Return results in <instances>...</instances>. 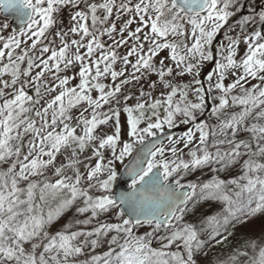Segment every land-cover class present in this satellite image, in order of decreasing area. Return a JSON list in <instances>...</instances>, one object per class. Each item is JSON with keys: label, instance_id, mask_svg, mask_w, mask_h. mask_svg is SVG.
<instances>
[{"label": "snow or ice", "instance_id": "obj_1", "mask_svg": "<svg viewBox=\"0 0 264 264\" xmlns=\"http://www.w3.org/2000/svg\"><path fill=\"white\" fill-rule=\"evenodd\" d=\"M0 10L24 25H0V264H264V0ZM117 162L131 181L118 194Z\"/></svg>", "mask_w": 264, "mask_h": 264}, {"label": "rangeland", "instance_id": "obj_2", "mask_svg": "<svg viewBox=\"0 0 264 264\" xmlns=\"http://www.w3.org/2000/svg\"><path fill=\"white\" fill-rule=\"evenodd\" d=\"M118 2H119V0H118ZM256 5H257V10H259L260 9V0H256ZM249 8L246 6L243 10H242V14L243 15H247V14H249ZM241 16V12H237V15L235 16V17H233V18H231L230 19V21H229V23H234V21L236 20V19H238L239 17ZM63 21H64V24L65 25H67V22H68V14H67V12H65V14H64V16H63ZM4 23H7L8 24V22L6 21V20H3L2 19V16H1V10H0V25H3ZM118 27H119V24H118ZM132 28H135L136 27V25L135 24H133L132 26H131ZM227 27V26H226ZM13 33V31L9 28V26H8V28L7 29H3V32H2V34L4 35V36H8V35H11ZM222 37H223V29L221 30V33L218 35V37L217 38H219L218 39V41L220 40V39H222ZM180 38L179 37H177V40H179ZM102 40H104V41H106L107 43H110L111 41H108V38L107 37H102ZM215 42V41H214ZM29 43H30V41H29ZM244 45L243 44H241L240 45V49H239V54L240 55H243V49H244ZM120 51L121 52H123L124 51V49L122 48V49H120ZM167 51L168 50H165L164 52H162L161 53V55H165L166 53H167ZM134 59V58H133ZM116 67L117 68H119L120 67V65H119V63L116 65ZM207 67V66H206ZM65 73L64 72H61V75H64ZM68 74L69 75H71V74H73L72 73V70H69V72H68ZM137 75H138V73H137ZM46 77H47V74H46ZM153 79H155V76H153L152 77ZM201 79L202 78H204L203 77V72L201 73V77H200ZM231 79H232V77L231 76H229L228 77V79L225 81L226 83H228V82H230L231 81ZM191 80V77L190 76H184V77H182V78H180V81L182 82V83H184V82H188V81H190ZM105 83H108L109 81H104ZM71 83L72 84H74V83H76V81H71ZM251 83H253V84H255V83H257V81H255V80H253ZM129 87H131V86H129ZM134 90V89H133ZM53 95H55V93H53ZM95 95V94H94ZM189 98L190 99H192L193 97L191 96V94H190V96H189ZM177 99H179V97H177ZM78 111V109H73L72 110V114H75L76 112ZM198 119H203V117H198ZM209 124H216V123H218V121L214 118V117H210L209 118ZM189 127H192V125H185V124H179V126L178 127H174L173 129H170V130H176V129H187V128H189ZM79 131V130H78ZM165 131H169V129H165ZM199 135V133H197V136ZM168 143H166L165 145H167ZM178 146H180V147H182V144L181 145H178ZM184 152L186 153L187 152V149H185L184 150ZM109 155H110V153L108 152V151H105V158L107 159L108 157H109ZM170 155V154H169ZM91 156V151L90 150H86L85 151V153L83 154V156L81 157V159H83V164H81V165H78L79 167H80V170H81V172H85L86 171V169H85V167H84V164H88L89 166H94V164H95V158H91V159H84V157H90ZM131 157H129V158H126V160H125V164H127L128 163V160L130 159ZM185 159H187L188 157L187 156H185L184 157ZM60 162H66V158H65V156H58L57 157V163L59 164ZM123 165H121V164H119L118 162H117V164H116V169H117V173H118V176H119V173H120V171L123 169ZM204 175L201 177V172H200V170H196L192 175H190V176H188L187 177V179H189V180H197L198 178H203V179H209L210 178V176H211V173H209L208 172V169H204ZM69 174H72L71 173V171H69ZM118 178V177H117ZM115 185V184H114ZM114 185H113V190H114ZM93 194L94 195H98L99 193L98 192H93ZM71 216V213H68L67 215H66V217H64V218H62L64 221H66L67 220V218L68 217H70ZM79 218H83V217H79ZM101 219H103V220H105V221H107V222H116L115 220H114V218L112 217V215H111V213H109L107 216H104V217H102ZM80 227H82V226H80ZM89 228L91 227V226H88ZM72 230H76V228L74 227ZM145 231V229H140L139 230V232L137 233V234H143V232ZM111 235V234H110ZM258 243H259V241H258ZM153 247H159V245L156 243V241L154 240L153 241ZM220 247L221 246H217L215 249H213V252H216V251H218L219 249H220ZM107 250V246L105 245L104 247H102V248H98L96 251H97V253H100V252H103V251H106ZM227 254H228V252H227V250L224 252V254L221 256V258L223 259V258H226V256H227ZM251 254V253H250ZM88 258V253L86 252L85 253V255H82V256H80L79 257V260L80 261H84L85 259H87Z\"/></svg>", "mask_w": 264, "mask_h": 264}, {"label": "water", "instance_id": "obj_3", "mask_svg": "<svg viewBox=\"0 0 264 264\" xmlns=\"http://www.w3.org/2000/svg\"><path fill=\"white\" fill-rule=\"evenodd\" d=\"M1 13H2V18L9 22V28L13 32H17L21 27H24V25H21L19 23L14 12H4L3 10H1ZM166 133L176 136L178 133H180V131H169ZM160 139H163L164 143L167 141L166 139H164L163 135L160 137ZM130 182H131L130 179L125 173V169L123 168V170L120 172L118 181L115 185V192L118 194L119 192L130 190L129 189Z\"/></svg>", "mask_w": 264, "mask_h": 264}, {"label": "trees", "instance_id": "obj_4", "mask_svg": "<svg viewBox=\"0 0 264 264\" xmlns=\"http://www.w3.org/2000/svg\"><path fill=\"white\" fill-rule=\"evenodd\" d=\"M218 39H219V38H217V41H218ZM215 43H216V42H214V46H215ZM202 79H203V78H202ZM210 140H211V137H210ZM258 235H259L258 233L255 234L256 237H258Z\"/></svg>", "mask_w": 264, "mask_h": 264}]
</instances>
